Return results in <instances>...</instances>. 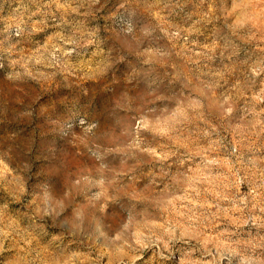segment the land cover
Returning <instances> with one entry per match:
<instances>
[{"label": "rangeland", "instance_id": "obj_1", "mask_svg": "<svg viewBox=\"0 0 264 264\" xmlns=\"http://www.w3.org/2000/svg\"><path fill=\"white\" fill-rule=\"evenodd\" d=\"M0 264H264V0H0Z\"/></svg>", "mask_w": 264, "mask_h": 264}]
</instances>
